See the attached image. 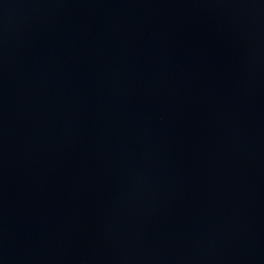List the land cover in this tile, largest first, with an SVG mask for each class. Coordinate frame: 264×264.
Listing matches in <instances>:
<instances>
[{"label":"water","instance_id":"obj_1","mask_svg":"<svg viewBox=\"0 0 264 264\" xmlns=\"http://www.w3.org/2000/svg\"><path fill=\"white\" fill-rule=\"evenodd\" d=\"M0 264H264V0H0Z\"/></svg>","mask_w":264,"mask_h":264}]
</instances>
